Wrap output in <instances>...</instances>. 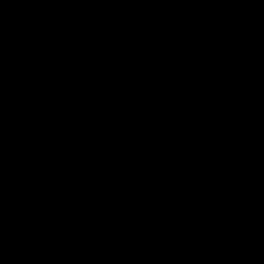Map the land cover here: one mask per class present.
<instances>
[{
	"label": "water",
	"instance_id": "water-1",
	"mask_svg": "<svg viewBox=\"0 0 264 264\" xmlns=\"http://www.w3.org/2000/svg\"><path fill=\"white\" fill-rule=\"evenodd\" d=\"M0 264H264V0H0Z\"/></svg>",
	"mask_w": 264,
	"mask_h": 264
}]
</instances>
